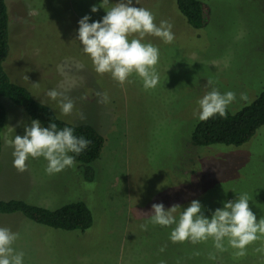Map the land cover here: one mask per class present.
Segmentation results:
<instances>
[{
	"label": "rangeland",
	"instance_id": "rangeland-1",
	"mask_svg": "<svg viewBox=\"0 0 264 264\" xmlns=\"http://www.w3.org/2000/svg\"><path fill=\"white\" fill-rule=\"evenodd\" d=\"M5 1L10 53L4 67L11 80L50 105L59 118L90 125L105 138L101 156L92 164L93 182L84 180L76 163L48 175L43 157H30L28 170L19 173L5 139L23 136L32 120L23 108L2 100L7 119L0 201L18 199L51 210L82 201L93 214V225L85 232L49 228L21 213L0 214V227L19 234L13 248L24 253L23 264H264V251H256L264 240L248 245L247 254L237 258L227 239L226 251H218L211 238L173 243L175 225L150 223L154 203L165 210L179 205L174 213L178 221L197 200L211 219L217 208L244 193L257 220L264 218V126L239 147H194L190 141L200 121L194 115L198 101L212 87L236 94L227 108L231 113L264 91V0H202L211 7V19L202 29L189 26L174 0H133V6L153 14L158 26L171 23L175 37L172 43L152 35L142 39L159 49V83L148 90L135 73L123 85L110 73L98 74L84 53L78 22L85 15L89 23L102 20V0ZM117 2L109 0L110 5ZM133 38L138 34L129 40ZM52 89L74 102L71 115H63L59 102L47 95ZM97 92H106L109 102L98 103Z\"/></svg>",
	"mask_w": 264,
	"mask_h": 264
},
{
	"label": "clouds",
	"instance_id": "clouds-1",
	"mask_svg": "<svg viewBox=\"0 0 264 264\" xmlns=\"http://www.w3.org/2000/svg\"><path fill=\"white\" fill-rule=\"evenodd\" d=\"M100 7L106 10L102 20L89 23L90 17L85 15L78 22L77 39L83 46L84 53L91 58L95 71L101 75L110 73L121 85L135 73L142 78L145 90L154 89L159 83L156 71L159 49L151 43H143L142 39L146 35H152L161 38L165 43H172L175 37L171 23L161 21L158 26L154 23L153 14L145 8L133 6V0H118L111 5L109 0H102ZM91 11L95 13L98 8L93 6ZM134 34H138L139 38L129 40ZM208 84L211 86L214 81L209 79ZM47 95L53 101L59 102L63 115L72 114L74 102L70 98L55 89L49 90ZM96 95L99 98L98 103L109 102L106 92H97ZM240 99L246 101L247 95L241 93ZM235 100L234 92L222 94L212 87V90L198 101L199 110L194 112V115L200 121H207L217 114L226 118L227 108ZM80 118H85L82 113ZM5 143L13 148V166L19 173L28 170L26 161L30 157H43L47 161L45 172L53 175L74 167L75 156L86 150L91 141L75 135L71 127L58 129L57 124L53 122L43 127L39 120L34 119L30 126L25 125L23 136L16 135L13 140L6 138ZM249 201L247 193L241 194L237 200L227 201L223 208H217L209 219L204 216L201 203L193 200L190 206L182 211L178 221L174 213L180 208L179 205L165 210L162 203H154L150 223L164 227L175 225L170 234L173 243L190 241L196 244L211 238L218 251H226L227 239L228 246L237 250L235 257H244L248 245L264 240V218L257 220L249 207ZM141 229L147 230V224L141 225ZM18 238V233L0 227V264H23L24 253L16 252L13 248ZM256 251H264V247ZM210 258L215 257L210 255ZM161 264H164V261H161Z\"/></svg>",
	"mask_w": 264,
	"mask_h": 264
},
{
	"label": "trees",
	"instance_id": "trees-1",
	"mask_svg": "<svg viewBox=\"0 0 264 264\" xmlns=\"http://www.w3.org/2000/svg\"><path fill=\"white\" fill-rule=\"evenodd\" d=\"M178 11L194 29L206 27L211 19V7L202 0H174ZM9 14L5 0H0V160L2 152V133L7 112L2 104L8 99L23 108L31 120H39L43 127L56 123L58 129L71 127L74 134L83 136L91 143L80 155L75 156L86 182H93L95 170L92 164L97 161L104 148L105 138L94 127L74 125L61 118L47 103L38 100L27 87L13 82L5 70L4 63L10 53ZM264 126V91L241 110L226 118L218 114L207 121H199L191 134L194 147H208L216 144L239 147L247 143ZM74 155V154H70ZM21 213L27 219L57 230L85 232L93 225V214L86 203L79 201L66 204L56 210L29 204L18 199L1 200L0 214Z\"/></svg>",
	"mask_w": 264,
	"mask_h": 264
}]
</instances>
